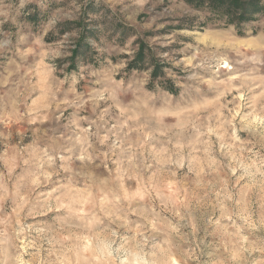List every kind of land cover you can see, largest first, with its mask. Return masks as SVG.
<instances>
[{"label":"clouds","instance_id":"clouds-1","mask_svg":"<svg viewBox=\"0 0 264 264\" xmlns=\"http://www.w3.org/2000/svg\"><path fill=\"white\" fill-rule=\"evenodd\" d=\"M241 4L248 7L246 13ZM162 21L229 38L215 51H206L212 47L206 43L198 53L199 61L191 65L211 76L206 79L192 72L181 77L164 69L153 77L151 61L136 59L140 42ZM45 37L51 43L42 44ZM42 47L59 57L58 71L64 79L52 78L44 105L50 112L36 124L35 109L28 103L29 92L22 87L35 91L31 80L35 70L26 63L23 52L31 48L39 54ZM78 48L85 54L76 55L74 60ZM125 52L128 55L122 57ZM230 52L236 56L230 57ZM225 59L235 65L247 64L248 73L228 81L217 80ZM73 63L76 68L68 71ZM13 73L20 74V83L9 80ZM117 73L122 79L113 78ZM262 73L264 0H0V124L5 126L0 128V143L16 132L9 127L13 122L20 129L19 140L35 124L33 143L37 147L47 143V150L40 149V156L51 165L44 170L41 164L26 175L27 192L22 198L18 187L15 189L10 211L5 201L11 176L0 173V183L5 187L0 197V264H60L67 253L73 256L72 264H264V235L256 236L249 230L260 228L264 232ZM231 79H240L241 88L247 91L261 89L252 111L238 122L239 130L248 135L244 141L229 131L235 127L233 110L227 103H219L225 93L215 100L205 99L222 84L228 85L225 91L230 92ZM65 83L67 87L62 89ZM78 87L82 91H77ZM57 93L61 99H57ZM101 104L105 107L97 113ZM66 108L74 111L69 123L62 125L59 116ZM208 108H214L212 129L196 115L197 109ZM221 109H228L227 114ZM193 116L195 119L189 120L192 133L183 126L175 131L177 124L166 123L167 118ZM44 117L49 123L41 127ZM82 122L93 130L81 127ZM61 128L63 132L56 135ZM212 135L217 137L220 149L238 150L251 145L246 149L251 153L247 162L246 153L231 151L228 163L217 161L216 167L205 172L192 150L197 143L207 147L196 151L211 150ZM145 145L154 164L144 163ZM28 148L22 149L27 157H22L25 165L33 161ZM186 150L190 163L188 171L181 173ZM106 153L108 159L116 156L111 161L116 168L107 175L97 172L99 165L95 163L103 162ZM149 169L153 171L144 179ZM237 169L243 171L236 175ZM122 172L127 173L129 182L139 183L143 195H124L120 188ZM245 177L248 180L234 200L231 189ZM50 183L51 191L40 193L30 204V193ZM77 185L95 189L86 214L80 212ZM129 186L133 187L131 183ZM254 192L259 201L255 222L250 213ZM49 212L53 214L42 225L24 222ZM237 220L244 223L237 224ZM241 230H248V236L254 237L247 247L242 242L247 237H242ZM85 232L93 240L86 251L78 243V234ZM42 249L46 252L43 259ZM253 252L259 257H253ZM26 254L28 260L24 259Z\"/></svg>","mask_w":264,"mask_h":264},{"label":"rangeland","instance_id":"rangeland-1","mask_svg":"<svg viewBox=\"0 0 264 264\" xmlns=\"http://www.w3.org/2000/svg\"><path fill=\"white\" fill-rule=\"evenodd\" d=\"M31 19V18H30ZM219 32L220 30H215ZM229 38L226 36L220 35H209L206 32L193 31L191 29H186L175 22H164L162 21L159 26L150 30L146 34V38L144 42H140L139 52L136 53V59L139 61H151L154 65L152 76L155 77L158 74H162L164 69H170L177 76H188L191 75L192 72H198L205 76L207 79L211 76V73H205L202 69H192L191 65L197 63L201 58L198 53H200L201 49H205L206 43H211V49H205L206 51H215L217 46L219 45L223 48L224 43L228 42ZM51 43L47 37L44 38L42 44L47 45ZM141 51V52H140ZM24 57L26 59V63L31 65V68L35 70V75L31 77L32 83L35 86V91L33 92L31 88H28L25 85L27 91L29 92L28 103L32 106V109H35L33 112V119L36 124H40V117H43L45 112H50V109L45 108L44 105L48 102L49 99V91L53 86V77H58L60 80L64 79L62 73L58 71L60 67L59 57L50 55L47 47H42L39 54H36L35 51L31 48L24 49ZM85 54L80 48L74 53L73 59L75 60L76 55L83 56ZM122 57H126L128 55L127 52L120 54ZM138 56L143 57V59L138 58ZM196 56V60H193V57ZM230 57H235V52L229 53ZM242 58V57H238ZM116 61L113 60V63ZM187 66V71L185 70ZM131 67V65H129ZM76 68V64L73 63L68 71ZM249 71V66L245 65H235L232 63L230 59H225L223 64L219 66L220 74L216 76L217 80L220 81H228L232 77H239L242 74H247ZM264 74V73H262ZM116 80L122 79V74L117 73L114 77ZM16 80L17 83H20L21 76L20 74L13 73L9 80ZM252 82H249L251 85ZM62 89L67 87V83L61 86ZM228 85L222 84L218 89H213L210 94H208L205 99L207 100H215L217 96H220L221 92L225 94L220 97L219 103L224 104L227 103L228 109L233 110V120L232 123L235 126L234 128L229 129V131L234 132L236 136L239 137L240 141H244L248 138L247 133H244L239 130L238 122L241 119L242 115H245L252 111V105L254 103V98L258 97L261 89L253 87L252 91H247L246 89L241 88V80L240 79H231V91H225ZM77 91H82L81 88H77ZM59 93H57V99H61ZM257 110L259 109V104L255 105ZM105 105L101 104L100 108L97 109V113H99ZM228 109H221L225 114H227ZM21 111H23V106H21ZM73 108H66L63 110V115L59 116V123L62 125H66L69 123V120L72 118ZM212 111L214 108H208L205 110L197 109L196 115L199 116L201 121H207L209 129L214 127L212 123ZM238 113V114H237ZM81 115H88L87 112H82ZM95 119V116L91 117ZM195 116L189 118H167L166 123H175L177 124V128L175 131H180L181 126L187 128V133H192L193 129L189 127V120H194ZM55 123V121H53ZM49 121L46 117L43 118V125L48 124ZM3 124H0V128H4ZM9 127L16 128V132L9 136L8 140L0 143V173H8L11 176V179L7 180V195L8 199L5 201V207L10 211L13 206V200L15 199V189L18 187L20 196L23 198L27 189L25 187V177L29 172H34L41 164L44 165V170L51 167V165L44 162V159L40 156V149L47 150V143H39V147L33 141L36 140V130L35 124L31 129H29L28 133L24 136L23 140H19V131L20 129L16 126L15 122H13ZM81 127L89 128V131L93 129L90 128L87 122H82ZM63 132V129H59L56 135H60ZM186 133V135H187ZM212 149L209 151H196L195 149H202L207 147L204 144L197 143L195 144V148L192 150V155L198 157L199 163L202 166H205L204 170L207 172L210 168L216 167L217 161L220 163H228L231 159L230 152L231 151H239L240 153H246L247 147H251V145H244L240 149H229L227 147L220 149L219 143L217 142V137L212 135L211 137ZM201 139H204L201 137ZM225 142L230 144L231 141H228L225 137ZM10 141V143H9ZM17 141H19L17 143ZM31 145L30 148L28 146ZM28 148L29 152L33 153V161L29 165H25L22 163V157L27 158L24 151L22 149ZM255 151V149H253ZM223 154V155H221ZM64 153L61 152V156ZM109 154H105L103 162L101 160L95 161L99 165L97 172H102L105 175L109 173L110 170H115L116 166L111 162L116 159L115 155L111 156V159H108ZM247 155H251V153H246L244 156L245 162H247ZM175 159V157H173ZM59 161H57L58 163ZM139 163V162H138ZM144 163H153L154 161L151 159L148 151L147 145H145L144 151ZM189 157L188 151L185 152V167L181 169V173L187 172L189 167ZM153 171V169H149L148 173H144V179L148 178V175ZM243 169H237L236 175H239ZM180 173H178L179 175ZM120 188L123 191L124 195L127 197H136L143 195V192L140 189L139 183L137 181L129 182L127 180V173H120ZM194 175V174H191ZM55 177H53V180ZM139 180V177L137 178ZM248 180V177H245L244 181H241L240 184L236 185V188L231 189L233 193L234 200L238 198L237 192L242 189V186ZM130 183L133 187H130ZM52 184L43 185L41 184L39 187L35 189V191L30 193L29 203H35L36 200L33 198H38L40 193L42 192H50L52 188ZM231 188V182H230ZM80 189V212L81 214H86L88 212L89 201L92 200L95 196V189L85 190L81 185H77ZM5 194V187L2 183H0V197H3ZM252 204H251V219L255 222L258 218V208L259 201L257 198V194L254 192L252 194ZM27 210V208H26ZM240 210L243 212L245 209L241 206ZM53 213L49 212L46 216H35L29 217L25 223L33 224V225H42L48 217H50ZM23 216V213H21ZM244 221L237 220V224H242ZM253 231L256 236L264 235V232L261 231L260 228L249 229ZM242 237H247V239H243L245 247L248 246V242L252 240L253 236H248V230H241ZM80 239L78 241L80 247L85 251L91 246L93 240L89 233H80ZM24 243H27V238H25ZM29 252L34 251V249H29ZM46 255V252L41 250V258L43 259ZM247 255V253H245ZM253 257L258 258L259 253L253 252ZM25 260L29 259V256L26 254L24 256ZM204 259V258H202ZM73 256L71 253H67L66 258L64 256L61 257L60 264H72Z\"/></svg>","mask_w":264,"mask_h":264},{"label":"trees","instance_id":"trees-1","mask_svg":"<svg viewBox=\"0 0 264 264\" xmlns=\"http://www.w3.org/2000/svg\"><path fill=\"white\" fill-rule=\"evenodd\" d=\"M239 7H241L243 9V12L246 13L248 11V7L247 6H244V5H239ZM241 18H243V15L241 16ZM141 52V51H140ZM141 57V56H138V58ZM140 59H143V57H141Z\"/></svg>","mask_w":264,"mask_h":264}]
</instances>
